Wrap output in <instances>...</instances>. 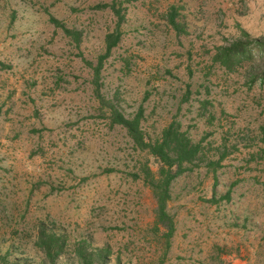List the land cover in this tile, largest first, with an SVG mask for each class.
Wrapping results in <instances>:
<instances>
[{
	"label": "rangeland",
	"instance_id": "1",
	"mask_svg": "<svg viewBox=\"0 0 264 264\" xmlns=\"http://www.w3.org/2000/svg\"><path fill=\"white\" fill-rule=\"evenodd\" d=\"M105 4L119 9L120 35L98 70L99 93L125 116L140 107L149 137L176 120L204 158L226 152L214 170L201 161L171 181L164 254L140 171L158 163L109 126L93 93L89 63L118 21ZM171 7L179 32L165 19ZM259 37L264 0H0L5 264H48L40 227L60 236L54 264H75L79 246H107L106 264H264V82L251 80L255 60L225 71L211 59Z\"/></svg>",
	"mask_w": 264,
	"mask_h": 264
},
{
	"label": "trees",
	"instance_id": "2",
	"mask_svg": "<svg viewBox=\"0 0 264 264\" xmlns=\"http://www.w3.org/2000/svg\"><path fill=\"white\" fill-rule=\"evenodd\" d=\"M105 6L114 11L115 15L118 16V21L114 29L104 35V52L97 56L94 65L89 63L92 70L93 93L100 103L101 110L104 109L103 111L106 113L109 126L118 125L123 128L134 148L145 151L158 163L154 172L145 165L140 167V171L143 173L142 180L147 184L154 198L155 207L153 209L152 225L154 230L159 233L157 239H162L163 246H161V249L163 248L164 254L169 244L168 238L173 231L172 218L166 211V202L170 197L169 185L171 181L201 161L204 162L207 168L214 170L220 165V160L226 155V152H220L214 160L204 158L203 146L200 141L190 139L186 132L180 129V124L176 120H171L163 126L158 135L149 137L140 124L142 119L140 107L133 114L125 116L110 100L105 99L99 93L97 85L98 70L102 65V61L118 42L120 35L118 30L121 18L119 9L115 8L114 4H105ZM165 17L173 30L176 32L181 31L180 25L175 21L173 7L165 13ZM49 19L54 25L61 27L65 32L73 35L74 39H77L78 33L69 31L53 17ZM241 34L247 37L244 31ZM211 59L225 71L234 70L237 65L244 61L255 60L256 66L251 70V80L256 79L260 83L264 82V37L254 38L251 41L248 39H234L225 46H219ZM35 245L43 252L48 264H54L56 258L62 253L60 236L54 233H46L43 227H40L37 232ZM108 252L109 248L107 246L90 251H86L82 246H79L73 252L74 263L106 264ZM163 254L158 256L157 263H160ZM3 259V256L0 255V264H5ZM10 264L26 263L11 262ZM116 264H120L119 259L116 260Z\"/></svg>",
	"mask_w": 264,
	"mask_h": 264
}]
</instances>
